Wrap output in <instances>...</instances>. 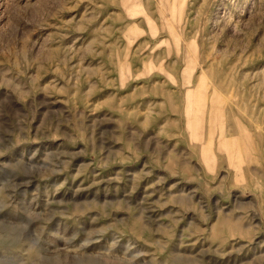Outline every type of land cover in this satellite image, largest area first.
Listing matches in <instances>:
<instances>
[{"label": "rangeland", "instance_id": "obj_1", "mask_svg": "<svg viewBox=\"0 0 264 264\" xmlns=\"http://www.w3.org/2000/svg\"><path fill=\"white\" fill-rule=\"evenodd\" d=\"M0 264H264V0H0Z\"/></svg>", "mask_w": 264, "mask_h": 264}, {"label": "bare ground", "instance_id": "obj_2", "mask_svg": "<svg viewBox=\"0 0 264 264\" xmlns=\"http://www.w3.org/2000/svg\"><path fill=\"white\" fill-rule=\"evenodd\" d=\"M222 130H223V124L221 125V136L219 138L218 145L220 147L222 146L226 147L230 154L231 161L235 162L234 160H239L240 157L237 139L235 137H231L230 140H227Z\"/></svg>", "mask_w": 264, "mask_h": 264}]
</instances>
